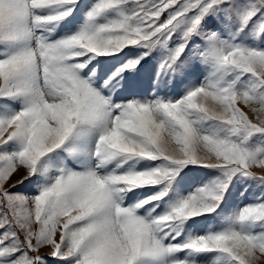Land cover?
<instances>
[{"label":"snow or ice","instance_id":"obj_1","mask_svg":"<svg viewBox=\"0 0 264 264\" xmlns=\"http://www.w3.org/2000/svg\"><path fill=\"white\" fill-rule=\"evenodd\" d=\"M0 264H264V0H0Z\"/></svg>","mask_w":264,"mask_h":264},{"label":"rangeland","instance_id":"obj_2","mask_svg":"<svg viewBox=\"0 0 264 264\" xmlns=\"http://www.w3.org/2000/svg\"><path fill=\"white\" fill-rule=\"evenodd\" d=\"M238 204H239V202H238V201H235V202H234V205H238Z\"/></svg>","mask_w":264,"mask_h":264}]
</instances>
